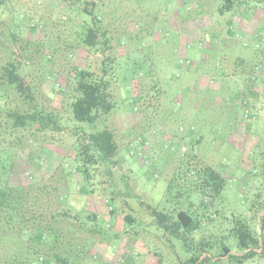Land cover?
Wrapping results in <instances>:
<instances>
[{
  "label": "rangeland",
  "instance_id": "1",
  "mask_svg": "<svg viewBox=\"0 0 264 264\" xmlns=\"http://www.w3.org/2000/svg\"><path fill=\"white\" fill-rule=\"evenodd\" d=\"M101 3L103 26L113 38L110 43L115 46L120 36L121 46L105 53L88 50L76 34L81 19L43 4L41 16L48 27L32 34L24 29L23 33L27 41L40 46L41 52L34 54L27 66L30 81L39 96L51 98L49 106L70 118L66 108L74 68L108 55L115 57L116 109L99 121L98 128L91 124L83 128L88 132L106 128L116 132L120 146L117 172L130 178L132 197L139 195L160 209L176 194V190H169L170 183L176 180L183 184L177 177L183 164L194 165L200 160L217 169L227 178L219 210L229 228L234 218L250 214L251 204L259 201L258 194L264 202V43L255 37L259 30L264 36V10L253 14L242 9L234 16V35L225 36L230 14L221 15L215 0ZM61 15L66 17L63 22ZM54 48L57 51L52 52ZM47 54L52 56L50 62L45 60ZM191 62L195 63V74L203 75L202 85L211 78L219 81L214 90L182 85L180 78ZM191 87L194 90L189 93ZM51 135L32 138V147L20 150L18 170L32 180L50 179L62 184L69 205L78 210L90 205L104 225H115L128 240L126 247L119 244L118 249L97 244L95 259L86 258L82 264H149V251L156 242L153 229L144 223L125 227L123 221L125 214L134 213L130 206L138 208L135 199L118 206L110 201L109 194L98 190L91 193V186L102 187L101 180L98 184L82 183L72 150L76 139L67 132L55 135V139H49ZM196 139L200 143L196 144ZM32 151L41 159V168L31 164ZM61 167L75 177L66 176ZM111 208H118L120 216H111Z\"/></svg>",
  "mask_w": 264,
  "mask_h": 264
},
{
  "label": "trees",
  "instance_id": "2",
  "mask_svg": "<svg viewBox=\"0 0 264 264\" xmlns=\"http://www.w3.org/2000/svg\"><path fill=\"white\" fill-rule=\"evenodd\" d=\"M215 1L221 15L230 14L225 36L234 35V16L242 9L253 14L264 10V0ZM43 4L81 19L76 34L88 50L105 53L121 46L120 36L115 39V46L110 43L113 38L103 26L101 0H0V264H82L86 258L95 259L97 244L117 249L120 245L126 247L128 240L121 231L113 224L104 225L90 205L79 210L69 205L62 184L50 179L32 180L18 170L20 150L32 147L29 144L32 138L45 139L51 133L49 139H55V135L64 132L76 139L72 150L82 183L94 181L98 184L101 180L99 186L102 187L91 186V193L98 190L102 195L109 194L110 201L117 202L118 206L129 205L128 201L135 199L138 208L130 206L134 213L125 214L123 221L125 227L144 223L153 229L156 242L149 251V264L264 262L261 195L258 194L259 201L251 204L250 214L234 218L227 228V218L222 219L223 212L219 210L227 178L200 160L194 165L180 164L177 177L183 184L176 180L170 183L169 190H176V194L163 209L142 200L139 195L132 197L130 178L117 172L120 146L116 132L110 128L88 132L83 128L84 124L98 128L99 121L111 116L116 109L115 57L108 55L96 62L88 61L85 67L74 68L73 80L69 82L70 102L66 108L70 118L49 106L50 97L38 95L26 69L34 54L41 53L40 46L27 41L23 33L24 29L32 34L48 27L41 16L45 10ZM64 16L61 15V22L66 19ZM35 17L40 19L35 21ZM255 37L259 43H264L260 30ZM34 47L37 49L33 50ZM55 51L56 48L52 50ZM51 58L45 55L47 62ZM194 68L193 62L186 67L180 78L182 85L188 89L197 84L198 89L214 90V84L219 81L213 82L211 78L202 85L203 75L195 74ZM250 77L253 80L254 75ZM193 90L191 87L189 93ZM74 121L81 125L78 127ZM195 142L198 144L200 140ZM33 153L29 156L31 164L41 168V159ZM61 171L75 177L62 167ZM119 211L111 208L110 215L118 216Z\"/></svg>",
  "mask_w": 264,
  "mask_h": 264
}]
</instances>
